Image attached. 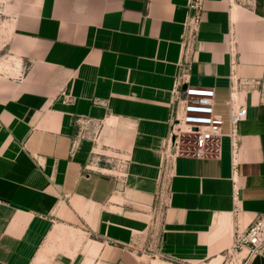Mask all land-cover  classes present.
<instances>
[{"label": "crops", "instance_id": "obj_1", "mask_svg": "<svg viewBox=\"0 0 264 264\" xmlns=\"http://www.w3.org/2000/svg\"><path fill=\"white\" fill-rule=\"evenodd\" d=\"M187 6L0 0V264H143L132 240L146 227L139 205L153 201L175 113ZM206 6L190 83L216 90L225 135L220 158H176L164 264H223L236 232L264 214V20L239 0ZM233 64L250 82L239 90L247 116L235 169ZM79 118L98 120L101 139L77 137ZM116 150L131 158L129 194L98 160ZM238 255L264 264V250Z\"/></svg>", "mask_w": 264, "mask_h": 264}, {"label": "built area", "instance_id": "obj_2", "mask_svg": "<svg viewBox=\"0 0 264 264\" xmlns=\"http://www.w3.org/2000/svg\"><path fill=\"white\" fill-rule=\"evenodd\" d=\"M206 2L207 0H188V11L181 39L182 60L174 87L176 108L171 119L172 130L163 157V174L160 177L151 206V223L144 230H139L133 235V248L141 251L144 247L154 256H159L164 238L165 214L171 199L170 181L176 158L178 156L220 158L222 153L225 119L215 110L216 90L213 87L197 86L190 83L191 69L197 54L198 37L207 10ZM232 67L231 96L228 101L231 127L227 135L231 138L232 168L235 169L237 166L238 127L247 116V108L240 98L239 90L250 82L238 78L234 72L235 65L233 64ZM100 126L98 120L79 118L77 119V137L97 141ZM98 155L99 161L104 160L108 164H113L111 166L112 173L121 183L120 181L126 173L117 175V156L106 153H98ZM233 196L234 200L238 201L240 187L236 182ZM245 249L250 255L264 250V214L256 218L246 230L236 232L232 253L238 254Z\"/></svg>", "mask_w": 264, "mask_h": 264}, {"label": "rangeland", "instance_id": "obj_3", "mask_svg": "<svg viewBox=\"0 0 264 264\" xmlns=\"http://www.w3.org/2000/svg\"><path fill=\"white\" fill-rule=\"evenodd\" d=\"M239 3L250 7L251 9H254L255 12L253 14H255V16H257L258 18H261V20H264V0H239ZM180 128V126L178 127V129ZM103 126H100L99 129V133H98V138L97 140L101 139V134L103 131ZM171 130H172V121H171V128L169 131V134L167 137H165L162 142H161V146L159 149V154H160V164H159V176H158V181H157V186L160 180L161 175L163 174V157H164V153L166 151V147H167V143H168V139L170 137L171 134ZM106 154H111L114 156H117V175L119 173H126L123 177L121 182V186L119 188L120 191L123 192H127L128 189V178H129V169H130V164H131V158L130 156L127 154L126 151H122V150H116L114 152H107ZM110 158V157H108ZM113 164H110V166H112ZM122 169V170H121ZM157 186H156V190H157ZM155 190V193H156ZM128 193V192H127ZM125 193V194H127ZM129 194V193H128ZM154 198H155V194L153 197V201L151 203H143L141 205H139V212H141L143 215H145L146 217V227H148L151 223V218H152V211H151V206L154 202ZM145 227V228H146ZM144 228V229H145ZM142 229V230H144ZM146 245V242H144ZM139 253V259L143 262V264H164L165 261H167L166 259L160 257V256H154L152 253H150V251L145 250V248L143 247L141 251H138ZM240 259L241 256H239L238 254H230L227 256V258L225 259V262L223 264H240ZM172 262V261H170ZM174 264H181L179 262H173Z\"/></svg>", "mask_w": 264, "mask_h": 264}, {"label": "bare ground", "instance_id": "obj_4", "mask_svg": "<svg viewBox=\"0 0 264 264\" xmlns=\"http://www.w3.org/2000/svg\"><path fill=\"white\" fill-rule=\"evenodd\" d=\"M3 65V64H2Z\"/></svg>", "mask_w": 264, "mask_h": 264}]
</instances>
